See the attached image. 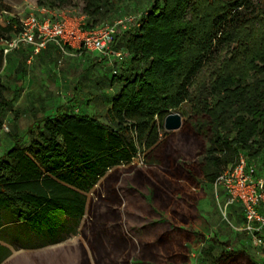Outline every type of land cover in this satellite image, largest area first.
I'll list each match as a JSON object with an SVG mask.
<instances>
[{
  "label": "trees",
  "instance_id": "obj_1",
  "mask_svg": "<svg viewBox=\"0 0 264 264\" xmlns=\"http://www.w3.org/2000/svg\"><path fill=\"white\" fill-rule=\"evenodd\" d=\"M83 1L82 12L95 22L107 15L112 0ZM260 13L254 0H153L138 25L122 33H128L122 46L129 61L111 78L118 89L105 121L58 107L28 147L17 139L0 157V210L54 239L63 216L78 220L83 215L81 191L102 178L84 223L94 263L177 264L176 250L184 243L167 234L172 228L186 232L178 225L190 218L179 202L195 198L188 188L197 187V177L213 184L239 154L264 171V30L246 41L240 33ZM13 24H0V35ZM234 42L239 47L231 59L208 79L199 78ZM3 61L0 49V68ZM186 102L193 121L182 118L179 129L165 131L164 117ZM0 104H8L1 90ZM139 153L142 162L136 163ZM130 176L147 190L150 207L156 202L167 210L165 234L136 240L125 227L119 207L126 193L138 191L121 185ZM0 248L5 256L7 248ZM79 248L80 264H91L81 243ZM56 254L57 261L63 250ZM181 262L187 264V255ZM210 264L256 263L244 250L225 248L211 255Z\"/></svg>",
  "mask_w": 264,
  "mask_h": 264
},
{
  "label": "rangeland",
  "instance_id": "obj_2",
  "mask_svg": "<svg viewBox=\"0 0 264 264\" xmlns=\"http://www.w3.org/2000/svg\"><path fill=\"white\" fill-rule=\"evenodd\" d=\"M152 2L153 0H112L108 2L110 10L107 15L93 22V19L87 18L82 12L83 0H65L63 4L59 0H0V24L6 25L9 21L14 23L13 30L4 34L9 38L18 33L21 20L30 13L50 18L56 17L52 12L62 13L80 19V22L87 27L101 23L114 24L118 19L125 18L132 27H136L140 15L149 9ZM254 2L259 6L261 13L256 21L240 32L243 41L251 37V33L255 31L263 33L264 30V0H254ZM42 6H46L52 12L41 13L39 9ZM127 36L128 33L117 36L116 46L124 52L126 50L122 45ZM238 47V43L234 42L230 47L225 48L217 61L205 68L199 78L211 77L212 71L220 67L225 60L231 59L232 51ZM29 54V50L24 48L23 44L20 45L18 50L11 53L10 59L7 58V67L14 66V70L6 74L7 69H5L0 76L3 83L9 84L6 95L10 97L13 95L12 91L16 92L13 107L18 109V117L15 121L17 120L19 129L27 127L33 117L53 115L58 107L62 111L87 113L105 121L109 100L118 89V84H112L111 78L116 71L120 73L126 69L129 61L127 56L121 63H115L111 57L105 60L106 58L103 59L97 52L78 48L65 49L62 52L51 45H46L43 51L27 62ZM175 111L181 114L183 120L193 121L195 118L190 102L182 104ZM2 129L9 133L18 128L13 127L9 121H3ZM142 157L143 154L139 153L134 158V162L141 163ZM197 180H200L202 186L198 183L195 189L188 190L194 193L195 198L179 202L183 213L190 218L188 224L182 225L186 232L169 231L167 234L173 241L184 243V247L176 250L177 264L182 263L181 260L185 259V255L188 257L187 264H210L211 255H218L225 248L244 250L254 263L264 264V249L254 243L251 233L242 229L241 207L234 205L225 208L224 191L206 182L203 177L198 176ZM124 182L121 183L123 188L138 189L136 193H126L124 213L129 212L130 215H134V213L149 214L154 210L158 211L156 206L150 207L147 190L139 188V185L134 183L137 181L133 177H128ZM163 216L166 217L164 212ZM166 229L169 230V224L164 221L161 226L150 227L146 232L137 231L132 233V236L136 240L153 239L157 235L156 231L162 230L165 234ZM81 232L82 235L80 233L72 235L56 244L24 248L23 246L27 244H31V247L38 245L40 241L34 236L27 239L24 231H20L19 239L15 241L14 246H11L12 256L5 264H80L81 249L77 241L80 239L86 243L83 233H88V237H91L89 230L86 232L84 226ZM211 244L213 248H210ZM58 248H62L63 254L56 261ZM102 249H107V245ZM182 252L185 255H181ZM161 264L167 262L164 260Z\"/></svg>",
  "mask_w": 264,
  "mask_h": 264
},
{
  "label": "built area",
  "instance_id": "obj_3",
  "mask_svg": "<svg viewBox=\"0 0 264 264\" xmlns=\"http://www.w3.org/2000/svg\"><path fill=\"white\" fill-rule=\"evenodd\" d=\"M39 11L52 12L46 6H42ZM52 13L55 18L30 13L21 20L20 29L14 37L0 35L3 52L28 44L32 47V53L36 54L53 42L62 50L68 46L97 52L105 60L111 57L115 63H121L127 56V51L114 47L117 36L132 27L125 18L118 19L114 24L101 23L86 27L80 19ZM213 185L224 191L225 208L232 205L241 207L242 229L251 233L254 243L264 249V171H260L255 162L239 154L237 161L223 170Z\"/></svg>",
  "mask_w": 264,
  "mask_h": 264
},
{
  "label": "crops",
  "instance_id": "obj_4",
  "mask_svg": "<svg viewBox=\"0 0 264 264\" xmlns=\"http://www.w3.org/2000/svg\"><path fill=\"white\" fill-rule=\"evenodd\" d=\"M47 45H51L54 48H56L62 52H64L65 49H72L68 46H65V49L62 50L58 45H56L53 42H50ZM23 47L28 49L30 52V54L27 55V62H30L34 55L40 53L41 51H43L46 48V46H45L38 53L33 54L31 45L23 44ZM18 48L11 50L7 53L3 52L4 61H3L2 67L0 68V76H1L2 72H4L5 69H7L6 74H10L14 70V66L7 67V58L10 59L11 53L18 50ZM0 49H2L1 44H0ZM0 90H1V97L3 98V100H5V102L8 103L7 105L0 104V157H1L8 149H10L14 145V142L17 139H20L21 147H23V148L28 147L30 142L36 136V133L38 132V130L41 129V127L44 123V120L47 118L53 117L55 113L53 115H41L38 118L33 117L30 120L27 127H25V128L21 127L22 129H19V127L17 126V120L15 121V119H17V117H18V115H17L18 109L13 107V102H14L13 100H14V95L16 94V92L14 90V91H12V94H13L12 96H10V97L7 96L6 92H8V90H9V84L3 83V81H1V79H0ZM12 114H13V116H12ZM3 121H9L13 127L16 126L18 129L10 131L9 133L4 132L2 129ZM110 170L111 169H108L106 173H108ZM101 180H102V178H98L96 183L88 191H81L82 194H84L86 196V204H85V209H84L83 215L78 220H75L74 218L69 217V216H63V218H62V225H63L62 229L58 232L57 236H55L54 239H51L49 236H47V234H38L36 232V230L32 227L30 221H26V222L13 221V218H12L9 211L0 210V247H5L8 250L6 252V255L3 256L2 249L0 248V264H5L11 258V256H12L11 246L12 245L14 246L15 241L19 239L20 231H22V232L24 231L27 239L34 236L35 238H38L40 241L38 245H34L31 247V244H27L28 246L25 245V246H23L24 248H38V247H42V246L52 245V244H56L58 242H61V241L65 240L66 238H68L72 235H78V233H80L82 235L81 230H82V227L84 226V223H86L87 217H88L89 200L91 199L92 203H93L94 200L96 199V197L93 194V191L95 188L98 187ZM198 183H199V186H202V184H200V180H198ZM189 188L195 189L194 186H189ZM189 188H188V190H189ZM74 189H76V188H74ZM125 204H126V202L123 201L119 207V211H120V214H121V217L123 219V223H124L125 227H127L132 233H135L137 231L146 232V230L150 227L156 228L158 226H161L164 223V221L166 220L165 217L163 216V212L166 214L167 210L163 211V208L156 202L154 203V206L157 207L156 209L158 211L154 210L153 212H150L149 214H146L145 212L144 213L142 212L139 214L134 213V215H130L129 212L124 213V205ZM91 206H92V204H91ZM232 206H234V205H232ZM87 223H88V221H87ZM112 224H113L112 222H109L106 224V226L109 227ZM87 225L88 224H86V226ZM182 225H179L178 227L184 228V227H182ZM131 228H133L134 230H132ZM85 230L87 232L88 228H85ZM171 231L181 233V230L177 229V228H172ZM161 232H163V231L158 230V231H156V234H159ZM85 234H88V233H85ZM83 236H84V233H83ZM84 239L86 240L85 237H84ZM143 239H148V238H143ZM77 243H78V246L80 243L82 244V246L87 251L88 257L90 259V263L95 264L93 261L92 253H91V250H90V247H89L87 241L85 243L83 240L79 239V241H77ZM56 247H60V246H56ZM57 250L62 251V248H58Z\"/></svg>",
  "mask_w": 264,
  "mask_h": 264
},
{
  "label": "water",
  "instance_id": "obj_5",
  "mask_svg": "<svg viewBox=\"0 0 264 264\" xmlns=\"http://www.w3.org/2000/svg\"><path fill=\"white\" fill-rule=\"evenodd\" d=\"M182 124L181 114L177 111L168 113L163 120V128L167 131L177 130Z\"/></svg>",
  "mask_w": 264,
  "mask_h": 264
}]
</instances>
